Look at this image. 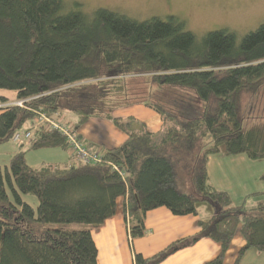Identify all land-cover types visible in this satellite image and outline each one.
Listing matches in <instances>:
<instances>
[{
	"label": "trees",
	"instance_id": "1",
	"mask_svg": "<svg viewBox=\"0 0 264 264\" xmlns=\"http://www.w3.org/2000/svg\"><path fill=\"white\" fill-rule=\"evenodd\" d=\"M64 3L0 0V88L24 101L0 107V143L26 124L25 131L33 129L40 113L60 119L74 111L75 124L65 123L75 130L90 117H106L127 135L106 158L125 160L128 186L105 164L30 165L28 150L69 148L58 130L37 127L28 149L0 164V264H99L92 227L115 214L121 196L128 197L132 238L146 233L150 209L187 215L205 201L213 207L198 221L199 234L150 257L137 253L136 264H158L201 237L221 244L206 264H223L239 225L247 244L234 264L250 247L263 250L264 201L250 210L235 204L209 182L207 161L221 153L264 158V119L245 129L241 104L243 92L264 88V22L241 39L227 28L199 38L176 15L137 20L108 8L87 15L63 12ZM136 103L160 114L161 134L133 128V116L113 115ZM181 175L191 181L190 193L179 188Z\"/></svg>",
	"mask_w": 264,
	"mask_h": 264
},
{
	"label": "crops",
	"instance_id": "2",
	"mask_svg": "<svg viewBox=\"0 0 264 264\" xmlns=\"http://www.w3.org/2000/svg\"><path fill=\"white\" fill-rule=\"evenodd\" d=\"M7 99L0 103V107L8 101ZM113 114L115 117L122 118L133 116L142 122L137 124L138 129L145 125L148 130L161 134L162 118L142 104L118 108ZM93 119L94 117H91L81 128L76 130L90 149H111L125 142L127 135L116 130L110 135V140L107 142L91 137ZM253 160L244 154L210 155L207 161L209 182L218 188L229 191L231 195L235 193L238 200H241L240 198L245 200L248 196L264 190V186H260V183L247 187L238 181L236 183L233 181L234 176H239L241 173L240 169L244 171L251 169L254 164ZM70 161L76 160L70 156L68 162ZM263 173L260 176L255 174V179L258 177V179L264 180ZM237 186L241 190L235 192ZM181 190L190 193L188 190ZM125 202L124 196L119 197L115 214L106 219L102 225L92 227L93 237L98 248L99 264H136L137 253H141L144 257H150L178 239L199 234L198 221L201 218L210 217L213 212L212 205L206 201L201 203L198 214L177 215L166 206L153 208L145 213L146 233L141 237L132 238L124 211ZM240 205H244L248 210L254 207H246L245 202ZM240 226L233 236L223 264H234L240 249L247 244V240L239 230ZM220 251L221 244L219 242L209 237H201L191 244L179 247L158 264H206L216 258ZM245 262L246 259L243 263Z\"/></svg>",
	"mask_w": 264,
	"mask_h": 264
},
{
	"label": "rangeland",
	"instance_id": "3",
	"mask_svg": "<svg viewBox=\"0 0 264 264\" xmlns=\"http://www.w3.org/2000/svg\"><path fill=\"white\" fill-rule=\"evenodd\" d=\"M64 2L63 12L80 10L87 15H92L98 8H108L137 20H145L153 16L166 19L169 15H176L184 20L185 28L194 32L199 38L210 30L227 28L230 31H234L238 39H241L246 33L256 29L264 22V0H64ZM76 4L80 6L77 7ZM2 96L8 98V101L3 106L17 101L15 90L0 88V103L4 101ZM241 99L242 112L246 117L244 128L249 129L264 118V88L254 95L245 91L242 93ZM147 108L160 116L156 110ZM63 114L64 117L62 116L60 119L57 118V114L54 117L64 123L70 120V124H75L78 117L74 111L66 110ZM93 117L94 119L91 122V137H96L103 142H107L115 130L125 134L111 119L102 116ZM138 123L142 122L139 120L133 122V128L138 129ZM31 124L34 127L33 130H36V120ZM28 125L26 124L21 129V132H24ZM40 126L38 125L37 127ZM22 145L24 146L22 147L16 143L13 138L0 143V164L3 166L9 165L12 156L17 151L28 149V144ZM26 157L30 165L40 167L46 164H65L69 161L70 155L68 150H64L58 146L28 150ZM253 163V166L248 171L240 169L241 173L239 176H234V183L238 181L247 187H251L257 183H260V186H264V180L258 179V177L255 179V174L260 176L264 172V158L254 159ZM178 186L180 189L188 191H192L193 188L189 178L182 175L179 176ZM240 190L241 188L237 186L235 192ZM25 197L35 207L38 206L39 202L36 196L28 194ZM232 197L235 204L245 202L246 207H253L259 202L264 201V194L250 195L245 200L244 198L238 200L235 197V193ZM244 259H246L245 263H243ZM240 264H264V249L258 250L256 247L248 248L242 255Z\"/></svg>",
	"mask_w": 264,
	"mask_h": 264
},
{
	"label": "built area",
	"instance_id": "4",
	"mask_svg": "<svg viewBox=\"0 0 264 264\" xmlns=\"http://www.w3.org/2000/svg\"><path fill=\"white\" fill-rule=\"evenodd\" d=\"M23 103V100H17L13 104L23 106ZM36 123V128L38 125L47 124L49 128L56 129L64 135L69 144V155L74 158V160L82 164H105L112 172H117L123 181H125L126 186H128V172L126 163H124L125 160L116 161L107 159L106 155L109 149H90L89 145L84 142V139L79 136L75 129L67 123L62 122L56 117L49 116L46 113H40L39 117L36 119ZM34 131L35 129H30L25 132L17 131L13 136V140L20 145L28 144L33 138ZM125 198L127 202L128 197L125 196Z\"/></svg>",
	"mask_w": 264,
	"mask_h": 264
}]
</instances>
